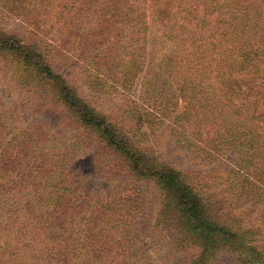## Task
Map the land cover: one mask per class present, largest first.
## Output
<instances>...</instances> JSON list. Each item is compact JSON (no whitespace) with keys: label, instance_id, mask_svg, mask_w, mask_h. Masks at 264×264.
<instances>
[{"label":"rangeland","instance_id":"1","mask_svg":"<svg viewBox=\"0 0 264 264\" xmlns=\"http://www.w3.org/2000/svg\"><path fill=\"white\" fill-rule=\"evenodd\" d=\"M98 2L79 0L68 14H61L62 0H54L49 6L46 2L34 7L21 3L13 12L6 0H0V28L35 42L74 97L111 119L153 164L165 162L184 172L183 177H189L204 192L208 211L215 214L212 219L227 228V233L215 230L206 236L204 239L210 243L204 255L196 234L176 235L170 222L164 221L165 214L169 216L173 211L162 212V196L155 182L136 177L122 154L81 125L78 115L57 99L52 84L24 72L0 52V156L3 159L6 155L31 154L28 148L23 147L21 152L19 148L30 131L36 146L32 151L40 160L35 165L39 178L33 183L14 179L8 184L10 191L0 198L2 225L3 218L18 207L17 198L23 196V189L49 182L46 189L49 191L53 185L62 188L64 199H59L57 206L50 203V209L32 221L37 222L35 228L28 226L19 232L36 249L26 250L29 254L23 257H35L36 264H59L54 256L59 255L58 250L82 252L85 258L81 264H264V197L250 194L255 190L251 181L264 173V159L252 160V151L244 147L247 135L228 132L225 124L233 123L239 115L244 130L251 128L263 143L264 117L255 126L249 114L228 106L223 92L215 90L211 71L209 83L219 107L218 114L214 113L216 124L209 138L197 135L195 128H191L192 133L184 131V126H190L187 115L194 112L193 107L184 110L187 100L179 93L181 80L188 77L183 64L189 61V50L173 47L155 35L156 21L151 23L149 17V13L157 12L154 0H147L142 12L149 25L146 44L135 42L131 35L137 36V32L133 34L125 23H118L124 15L122 10L115 18L106 15V21L94 27V7ZM221 2L236 6V41L242 46L245 39L240 40V32L247 31L257 17L252 12L254 5L251 0ZM171 13L167 12L169 19ZM113 30L117 31L114 42L106 41V35L96 36ZM142 34L141 30L139 35ZM248 34L247 31L245 36ZM130 42H134L133 48L141 47L138 64L129 60ZM159 48L180 54L179 65L172 72L155 73L160 57L156 58L153 50ZM125 59L129 61L127 70L123 66ZM203 65L208 72V64ZM182 131L185 136L191 135L187 134L188 141L181 136ZM8 143L10 146L4 148ZM8 169L12 171L8 176L13 178L14 168ZM52 171L55 175L60 172L54 183ZM241 174L249 175L248 179ZM22 202L27 208V201ZM18 220L24 221L20 217ZM8 228L12 231L16 226ZM53 240L58 245L51 244ZM21 251L25 253L24 247ZM76 263L70 260L67 264Z\"/></svg>","mask_w":264,"mask_h":264},{"label":"trees","instance_id":"2","mask_svg":"<svg viewBox=\"0 0 264 264\" xmlns=\"http://www.w3.org/2000/svg\"><path fill=\"white\" fill-rule=\"evenodd\" d=\"M78 1L62 0L61 14H68L71 10L70 8ZM110 1L99 0L95 5L94 27L101 26V23L106 21V15L109 14L111 18H115L122 10L124 15L118 23L121 26L125 23L133 30V34L137 32V36L131 35V38L136 40L135 42L148 43L146 28L149 25L144 19L146 14H142L146 9L147 0H114V2L120 3L119 6L112 3L113 1L109 4ZM221 1L154 0L153 4L157 5V12L149 13V17L152 19L151 23H153V20L156 21L155 35L160 36L159 38H164L173 47H182L189 50V55L187 56L189 61L183 64L184 73L188 77L181 80L182 85L179 88V93L187 100L184 110L193 107L194 112L192 111L190 116L187 115L190 118V126H184L183 129L192 133L194 130L191 128H195V133L205 138H209L212 126L216 124L214 113L218 114L217 108H219L212 96L214 95V87L212 88L211 83H209L211 71L212 77L216 82L215 90L218 89L223 92L224 100L228 103V106H236L237 111L240 108L249 114L252 120L251 124H255V126L259 122L261 124L264 117V12H261L264 10V0H251V4L254 5L252 8L253 16L257 17L253 18V25L250 22V26L246 28L250 34L245 36L247 31L240 32V40L242 38L245 39V44L242 46H238L239 44L236 41V6H230ZM27 2L28 5L33 7L44 2L49 6L54 0H11L10 3L9 0H6V5L10 8L9 11L13 12L21 3L25 4ZM81 2L84 5L83 1ZM168 11H172L170 19L167 15ZM141 30L144 34L139 35ZM116 32V30H113L96 36L104 37L106 35V41L114 42ZM133 43L127 44L128 49L131 50L129 60L138 64L142 50L141 47L133 48ZM153 51H155L154 56L156 58L160 57L155 70L157 75L173 71L179 65V53L173 51L165 52L161 48ZM0 52L15 61L17 66L20 65L24 72L31 74L39 81L52 84L57 90V99L59 98L78 115L81 125L90 128L101 141L103 140V142L114 148L117 153L122 154L130 162V170L133 171L136 177L155 182L162 196V212L164 213L167 209L170 212L171 210L173 211L169 216L165 214L164 221L170 222L169 226H172L176 235L196 234L195 239H198L201 243L202 254L204 255L205 250L208 249L207 243H210L204 239L206 236L215 230H220L224 234L227 233V228L212 219L215 214H211L212 212L208 211L209 203L207 207L206 199L203 198L204 192L201 191V188L195 187L189 177H183L186 174L174 168L172 164L157 163L156 161L153 164V160H150L147 153L143 149L134 147L130 139H127L126 135H122L117 130L113 121H110L111 119L107 120L101 112L77 100L74 97L75 94L66 85L64 78L56 71L44 51L35 42L24 41L16 33L0 28ZM203 63L208 64V72H205ZM123 66L126 70L128 69L129 61L127 59H125ZM212 90L213 92H211ZM225 124L228 132L237 133L239 136L247 135L245 138L247 142H245L244 147L247 152L252 151V160L253 158L264 159L262 157L264 154V142L260 143L256 134L251 133V128L244 130V125L239 122V115H237L233 123L228 121ZM184 131H182L181 136L188 141L187 134L189 133L185 136L183 134ZM10 132L13 131L9 130L8 133ZM32 143L33 134L29 131V136L24 137L19 148L20 152L24 150L23 147L28 148L31 150V154L6 155L3 159L0 156V198L8 194V191H10L8 184L13 182L14 179L18 182L32 181L33 183L35 178H39L35 165L40 160H38V155L32 151V148L36 149V146ZM9 146L10 144L8 143L4 148ZM151 165H154V167L152 168ZM8 167L14 168L13 173L15 174L13 178L8 176V173H12ZM54 169L57 170L58 166ZM54 173L52 171L51 181L53 183L56 177L58 179L60 176V172L58 175ZM240 176L242 178L245 177V179L249 177L247 174H241ZM261 176L260 179L256 178L257 181H251V187H254L255 190L250 192V194L262 198L264 197V173H261ZM7 179H10V181L8 182ZM46 185H50L49 182L40 187L33 185L28 190H26L27 188L23 189V196L21 198L16 197L19 201L18 207L15 206L10 212L8 211L7 218H3V221H5L3 225L2 221H0V264H36L34 261L35 257H23V255L29 254L26 250L31 248L36 251V249L34 244L29 245L26 243L25 236L21 233L19 234V232L28 226L35 228L37 222L33 224L32 221L39 218L38 215L42 212L48 211L50 203L55 202L54 206H57L60 203L59 199H64L62 188L53 185L55 188L53 187L48 191ZM10 197L11 195L7 196V200ZM22 199L29 204L27 208L23 205ZM19 217L24 221L18 220ZM13 225L16 228L11 231L8 227ZM51 244L58 245L56 240L51 241ZM66 245L67 243L63 246L66 247ZM22 247H24V254L21 251ZM60 253L58 250L60 256L54 255L56 257L55 261H59L57 262L59 264H67L70 260H74V262H77L76 264H81L85 258L82 252H77L76 254L71 250ZM96 264H100V262H96ZM117 264L129 263L121 261Z\"/></svg>","mask_w":264,"mask_h":264}]
</instances>
